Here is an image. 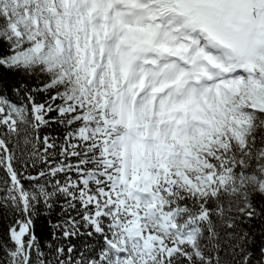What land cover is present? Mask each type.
<instances>
[{"label": "snow or ice", "instance_id": "snow-or-ice-1", "mask_svg": "<svg viewBox=\"0 0 264 264\" xmlns=\"http://www.w3.org/2000/svg\"><path fill=\"white\" fill-rule=\"evenodd\" d=\"M0 264H264V0H0Z\"/></svg>", "mask_w": 264, "mask_h": 264}, {"label": "trees", "instance_id": "trees-1", "mask_svg": "<svg viewBox=\"0 0 264 264\" xmlns=\"http://www.w3.org/2000/svg\"><path fill=\"white\" fill-rule=\"evenodd\" d=\"M3 215L2 210H0V216ZM8 223L7 219H0V229H2L4 227V225H6Z\"/></svg>", "mask_w": 264, "mask_h": 264}]
</instances>
